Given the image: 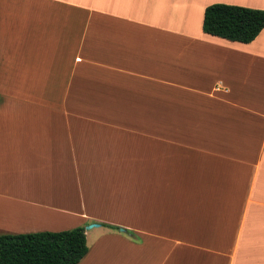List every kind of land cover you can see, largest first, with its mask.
<instances>
[{
	"label": "crops",
	"instance_id": "1",
	"mask_svg": "<svg viewBox=\"0 0 264 264\" xmlns=\"http://www.w3.org/2000/svg\"><path fill=\"white\" fill-rule=\"evenodd\" d=\"M214 4L264 10L0 0L2 233L97 220L80 264H264V30L205 33Z\"/></svg>",
	"mask_w": 264,
	"mask_h": 264
},
{
	"label": "trees",
	"instance_id": "2",
	"mask_svg": "<svg viewBox=\"0 0 264 264\" xmlns=\"http://www.w3.org/2000/svg\"><path fill=\"white\" fill-rule=\"evenodd\" d=\"M203 29L248 44L264 30V10L214 4L205 10ZM89 250L84 227L0 235V264H80Z\"/></svg>",
	"mask_w": 264,
	"mask_h": 264
},
{
	"label": "rangeland",
	"instance_id": "3",
	"mask_svg": "<svg viewBox=\"0 0 264 264\" xmlns=\"http://www.w3.org/2000/svg\"><path fill=\"white\" fill-rule=\"evenodd\" d=\"M123 201H125V199H122ZM110 206V205H109ZM109 206H102L98 213L101 214L104 218H106L105 220H109V221H113L115 222L114 224H117L118 222H121L119 223V225H105L103 224L104 226L103 227H115V228H118V229H113V230H119L120 232H125V229H123V226L125 225V222L127 221H130L132 219H134V213H133V209L132 210H128L126 208V203L122 204V203H119L118 205H112L111 203V207H119V209H115V210H111V209H105V208H108ZM96 221H94V223H91V224H88V225H84V226H81V227H84L86 231H88V233L90 234V237L92 238L93 236H95L96 234H100L102 233L101 230H98V229H93V230H89V226L92 225V224H99L101 225V223H96ZM73 228V227H72ZM112 229V228H111ZM124 230V231H123ZM4 231L0 230V235H3V234H8V233H2ZM96 233V234H94Z\"/></svg>",
	"mask_w": 264,
	"mask_h": 264
},
{
	"label": "water",
	"instance_id": "4",
	"mask_svg": "<svg viewBox=\"0 0 264 264\" xmlns=\"http://www.w3.org/2000/svg\"><path fill=\"white\" fill-rule=\"evenodd\" d=\"M99 226H101V225H99V224H92V225H90L88 228L91 229V228L99 227ZM123 231H124V230H123Z\"/></svg>",
	"mask_w": 264,
	"mask_h": 264
}]
</instances>
